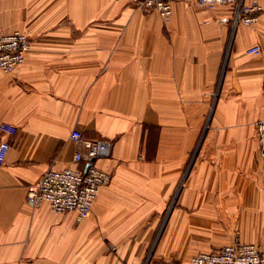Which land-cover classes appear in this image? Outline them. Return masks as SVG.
<instances>
[{"label": "crops", "instance_id": "crops-1", "mask_svg": "<svg viewBox=\"0 0 264 264\" xmlns=\"http://www.w3.org/2000/svg\"><path fill=\"white\" fill-rule=\"evenodd\" d=\"M139 0H0V31L31 49L0 70V264H189L231 243L264 251V0L256 22L233 10L173 4L165 26ZM260 51L249 55L246 50ZM79 130L107 140L111 174L76 221L26 189L48 170L77 168Z\"/></svg>", "mask_w": 264, "mask_h": 264}, {"label": "built area", "instance_id": "built-area-1", "mask_svg": "<svg viewBox=\"0 0 264 264\" xmlns=\"http://www.w3.org/2000/svg\"><path fill=\"white\" fill-rule=\"evenodd\" d=\"M177 2L195 3L198 6L213 10L216 7H230L233 10L234 28L238 24L250 26L258 18L261 8L256 2L245 5L243 0H139L138 7L142 10L155 11L165 26L172 19L173 4ZM31 49V42L25 33L0 31V70L5 74L12 73L23 64L26 53ZM257 46L246 50L249 55H256ZM261 152L264 154V121L255 124ZM0 132L6 137H13L17 128L13 125L0 124ZM70 139L78 145L73 156L74 164L84 162V170L64 168L48 170L36 182L26 189V205L32 208L47 204L56 213H73L76 221L86 219L94 206L100 188L111 181V174L100 169L97 161L108 158L111 144L107 140L87 139L79 130H73ZM10 142L0 141V169L4 166ZM143 264H179L175 260H157L150 255ZM189 264H264V251L253 244L231 243L221 248L202 252L192 256Z\"/></svg>", "mask_w": 264, "mask_h": 264}]
</instances>
